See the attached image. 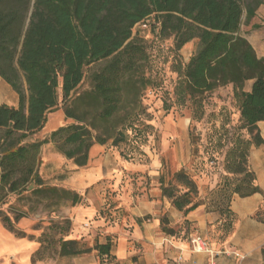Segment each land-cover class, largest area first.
Returning a JSON list of instances; mask_svg holds the SVG:
<instances>
[{"label":"trees","instance_id":"obj_1","mask_svg":"<svg viewBox=\"0 0 264 264\" xmlns=\"http://www.w3.org/2000/svg\"><path fill=\"white\" fill-rule=\"evenodd\" d=\"M264 0H0V78L17 94L18 105H0V191H28L34 195L69 200L80 196L68 189L46 187L36 174L41 147L54 144L57 151L77 168L88 164V154L97 145L118 146L143 113V94L154 86L148 76L150 57L142 38L133 36L141 24L157 31L158 38L172 39L179 53L197 41L195 53L178 64L179 78L174 97L180 104L190 102L202 108L203 95L231 85L237 101L239 137L226 152L225 179L211 204L212 210L226 214L219 227L224 236L233 230L229 211L231 197L260 192L249 168V150L264 144L257 122H264V58H258L241 28L249 25ZM103 63L86 75V68ZM20 76L27 94L24 95ZM87 78L89 88L78 92ZM249 83L248 90L245 85ZM60 106L73 123L50 133L36 143H25L46 125L50 112ZM18 176V177H17ZM231 177V178H232ZM180 192L162 186V196L181 213L200 206L192 203L196 186L187 174L174 175ZM235 181V182H234ZM261 217V213L256 215ZM6 230L26 237L15 222L2 217ZM69 227L64 230L68 233ZM58 239L60 258L97 251L105 255L110 243L91 249L80 241ZM40 243L31 263L42 259Z\"/></svg>","mask_w":264,"mask_h":264},{"label":"rangeland","instance_id":"obj_2","mask_svg":"<svg viewBox=\"0 0 264 264\" xmlns=\"http://www.w3.org/2000/svg\"><path fill=\"white\" fill-rule=\"evenodd\" d=\"M156 32L153 28L150 29L149 25L146 29L137 26L133 31V36L142 38L147 46L146 52L150 57L147 76L154 82V86L143 94L142 115L135 123L134 129L128 130L127 139L123 144L112 146L110 143L95 146H101L105 151L110 148L117 149L119 157L128 162L144 164L155 162L159 168L155 186L159 188L161 194V183L165 187L172 185L180 192H185V188L174 180L176 173L185 172L196 186V192L190 197L192 203L205 205V209L210 212L211 204L218 200L216 192L223 187L225 179L234 180L232 176L226 174L224 169L226 152L237 137L247 140L249 134L245 129H240L237 101L232 93L231 85L204 94L201 109H195L190 102L180 104L176 101L173 95L179 78L176 66L186 63L195 53L197 41L182 47L178 57L173 51L172 39L162 40L158 38ZM241 32L249 39L253 38L257 42L264 41V3L256 11L254 23L244 25ZM102 64L97 63L86 68V75ZM20 81L23 93L26 95L27 86L22 76ZM88 88L89 82L85 78L78 92ZM248 88L249 83L245 85V90ZM16 96L11 86L0 78V104L17 106ZM71 123H73L72 120L65 118L59 106L57 110L48 114L43 129L30 136L25 143L42 141L51 132ZM91 150L88 154L89 161L90 158L98 161L102 153L91 154ZM38 159L36 174L40 178L39 184L59 189H65L59 185L73 178L82 168H88L91 165L88 161L86 166L77 168L72 161L65 159L57 151L54 144L42 146ZM29 186L28 191L21 192V189L17 192H10L8 189L4 192L0 191V215L13 222L16 221V228L26 234L24 239L35 245L34 252L42 243L45 251L39 261L54 262L60 259L57 254V241L63 235L66 236V240L80 241L87 248L96 247L97 243L86 240L91 233V222L82 223L79 237L74 239V224L70 217L66 216L69 207L86 205V202L82 201L83 192L66 188L77 193L81 198L78 204L72 205L69 200L57 198L56 195H34L31 189L35 186ZM108 205L106 203L103 206L100 215L105 222L112 223L116 219L114 215L116 210ZM215 212L212 211V213ZM220 215L222 220L229 218L226 214ZM0 222L2 223L1 218ZM67 226L68 233H65ZM219 229L222 232L225 231L220 227Z\"/></svg>","mask_w":264,"mask_h":264},{"label":"crops","instance_id":"obj_3","mask_svg":"<svg viewBox=\"0 0 264 264\" xmlns=\"http://www.w3.org/2000/svg\"><path fill=\"white\" fill-rule=\"evenodd\" d=\"M244 37L257 57L264 58V41ZM257 126L264 141V122H257ZM92 150L91 154L102 153L99 160L90 158L88 168H82L59 186L84 193L82 201L86 205L69 207L66 212L74 224V239L79 237L82 223L91 222L86 240L96 245L109 242L108 253L102 255L93 250L54 262L31 263L35 245L18 238L0 222V264H210V255L192 252L193 236L202 237L217 253L216 264H264V144L252 145L248 159L260 192L230 198L229 211L234 222L227 236L218 227L219 213L208 212L205 205H200L183 214L164 199L155 186L159 176L155 162H128L114 148L105 151L95 146ZM106 203L116 210L112 223L100 215Z\"/></svg>","mask_w":264,"mask_h":264},{"label":"built area","instance_id":"obj_4","mask_svg":"<svg viewBox=\"0 0 264 264\" xmlns=\"http://www.w3.org/2000/svg\"><path fill=\"white\" fill-rule=\"evenodd\" d=\"M140 26H142L145 29L148 27L146 24H141ZM190 244H191V250L193 253L195 254L206 253L210 255V257L212 258L210 264H216L215 257L217 253H213L210 250L208 244H206V242L202 239V237L193 236L190 239Z\"/></svg>","mask_w":264,"mask_h":264},{"label":"water","instance_id":"obj_5","mask_svg":"<svg viewBox=\"0 0 264 264\" xmlns=\"http://www.w3.org/2000/svg\"><path fill=\"white\" fill-rule=\"evenodd\" d=\"M1 176H2V175H1V170H0V179H1Z\"/></svg>","mask_w":264,"mask_h":264}]
</instances>
